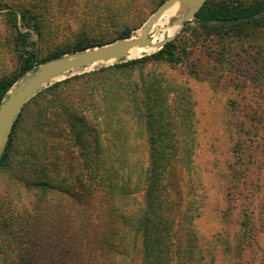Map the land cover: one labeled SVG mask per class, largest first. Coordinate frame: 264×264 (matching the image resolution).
Segmentation results:
<instances>
[{
  "label": "trees",
  "instance_id": "1",
  "mask_svg": "<svg viewBox=\"0 0 264 264\" xmlns=\"http://www.w3.org/2000/svg\"><path fill=\"white\" fill-rule=\"evenodd\" d=\"M134 1L116 3L127 10ZM103 3L94 0L98 9ZM7 8L20 62L16 73L0 79V105L15 82L39 64L131 37L135 29L82 39L71 50L39 60L31 41L32 32L41 33L37 14L27 6ZM263 13L264 0H206L195 16L233 22L200 24L224 35L264 26ZM105 18L99 13L94 20ZM179 63L176 44L169 41L150 55L57 81L22 108L0 157L1 263L10 251L15 253L10 264H41L45 223L53 232L48 264L214 263L195 225V108L188 78L179 80L184 74ZM160 65L165 69L155 72ZM257 113L238 111L239 132L248 136L244 144L264 121V112ZM246 125L255 129L253 136ZM235 175L238 184L245 183L242 170ZM20 186L40 197L20 204ZM243 216L234 245L240 260L258 235L247 208Z\"/></svg>",
  "mask_w": 264,
  "mask_h": 264
},
{
  "label": "rangeland",
  "instance_id": "2",
  "mask_svg": "<svg viewBox=\"0 0 264 264\" xmlns=\"http://www.w3.org/2000/svg\"><path fill=\"white\" fill-rule=\"evenodd\" d=\"M1 1L4 6L0 10V79L16 73L20 62V47L7 21L9 5L15 8L27 6L37 14L41 33L32 32L31 41L39 60H42L52 54L71 50L82 39L113 38L117 30L126 26L135 28L131 37H138L142 25L166 0H135L127 10L120 8L116 0H103L101 9L97 8L94 0ZM99 13L106 17L102 22L94 20L95 14ZM181 17L168 19L162 16L161 21L152 27L150 36L157 43L166 36H173L171 41L176 44L179 69L184 72L179 80L188 78L192 88L198 144L194 156V184L198 192L196 228L202 241L212 250L213 264H264V121L257 127L253 126L258 133L252 141L244 144L242 142L248 136L239 132L242 116L238 114L240 110L245 113L264 112V71L260 72L264 70V26L244 27V34L234 32L219 35L218 31H207L200 24L220 26L233 22H202L195 16L180 25L176 22ZM172 24L178 27L177 31L168 34L167 29ZM156 51L157 46L147 54ZM141 56L128 55L116 61L99 65L94 63L56 76L49 85ZM37 67L20 77L8 94L26 83ZM152 68L153 65H148L145 70ZM155 68V72L165 69L162 65ZM191 69L196 72V77L189 75ZM251 128L245 127L251 130L250 136H253L255 129ZM242 152H246V155L243 156ZM240 170L243 172L241 180L245 183L238 184L235 174ZM19 189L20 204L40 197L21 186ZM237 190L239 194H235ZM232 193L235 200L231 199ZM245 208L251 213L250 220L258 228V235L256 241L246 247L240 260L234 252V245L241 235L240 223ZM43 228L41 240L44 259L41 264H48V258L54 254L49 244L53 232L48 223ZM14 255V252L8 251L4 258L6 262L0 264H10ZM207 258L210 260L212 256Z\"/></svg>",
  "mask_w": 264,
  "mask_h": 264
},
{
  "label": "water",
  "instance_id": "3",
  "mask_svg": "<svg viewBox=\"0 0 264 264\" xmlns=\"http://www.w3.org/2000/svg\"><path fill=\"white\" fill-rule=\"evenodd\" d=\"M179 0H166L161 3L154 13L141 27V35L138 37L119 38L104 45L95 46L82 51L67 53L41 63L33 72L26 83L21 84L8 94V97L0 105V157L7 144L13 124L22 108L56 76L92 66L94 63L108 60H120L128 55L131 49L152 44L150 30L152 26L162 17L164 12L172 8ZM202 0L193 12L186 17L177 19L182 25L185 21L195 17L196 12L204 4ZM225 23V22H223ZM173 36H166L157 44L160 50ZM53 78V79H52ZM56 79V78H55ZM5 128V130H4Z\"/></svg>",
  "mask_w": 264,
  "mask_h": 264
},
{
  "label": "bare ground",
  "instance_id": "4",
  "mask_svg": "<svg viewBox=\"0 0 264 264\" xmlns=\"http://www.w3.org/2000/svg\"><path fill=\"white\" fill-rule=\"evenodd\" d=\"M201 1L202 0H179L176 3V5H174L172 8H170L169 10L164 12V14L162 16H167L168 19L172 18V16L173 17H179V16L186 17V16H189L193 12V10L200 4ZM160 21H161V19H159L157 22H160ZM177 28H178L177 26L172 24L167 29L168 34L175 33L177 31ZM152 40L153 41H152L151 45L143 46V47H135V48L130 50L128 55L130 57H136V56H141V55H144V54H147V53L151 52L152 50H154L156 48V46L158 44L156 39H152ZM128 55H127V57H128ZM108 61H111V60H108ZM105 62H107V61H100V62L95 63V65H99V64H102V63H105ZM106 64H110V63H106ZM106 64H103V65H106ZM55 78L56 77H54V79ZM4 130H5V128H4Z\"/></svg>",
  "mask_w": 264,
  "mask_h": 264
}]
</instances>
